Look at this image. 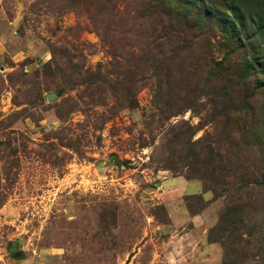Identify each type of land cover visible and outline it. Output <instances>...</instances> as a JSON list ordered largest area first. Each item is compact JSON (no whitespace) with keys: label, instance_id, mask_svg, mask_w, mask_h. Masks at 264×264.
<instances>
[{"label":"rangeland","instance_id":"obj_1","mask_svg":"<svg viewBox=\"0 0 264 264\" xmlns=\"http://www.w3.org/2000/svg\"><path fill=\"white\" fill-rule=\"evenodd\" d=\"M197 10L0 0V264H264L261 150L210 102L242 54Z\"/></svg>","mask_w":264,"mask_h":264},{"label":"trees","instance_id":"obj_2","mask_svg":"<svg viewBox=\"0 0 264 264\" xmlns=\"http://www.w3.org/2000/svg\"><path fill=\"white\" fill-rule=\"evenodd\" d=\"M174 2L181 8H185L187 12L196 6L199 17L205 23H215L219 18L221 33L229 46L228 50L231 48L229 56L236 57L237 53L241 52L239 73H234L230 69L227 71L230 72L231 77L238 79L235 85L242 93L234 99L224 94L228 88L223 86L211 95L210 102L213 105L221 102V114L227 119L225 125L231 124L234 127L240 125L236 131L243 132V135L248 133L249 140L246 139V146L251 150L255 148L261 150V160L264 162V0H174ZM176 50L173 48L169 52L175 53ZM158 54L160 57L152 56V58L155 57L156 68L160 71L165 70V76L169 81L172 78L171 66L176 57L173 54L169 57L164 53ZM221 70L224 71L220 66L211 69L208 82H212V78L217 77ZM192 88L189 85L185 89L188 100L192 99L193 94L199 93V90L194 91ZM222 95L226 97L222 101H217ZM159 102L164 106L165 111L169 110L168 101H156L158 104ZM213 107L217 109V106ZM238 113L243 115L236 116L233 121H230ZM259 185H264V173H247L240 177L237 191ZM241 220L242 218L233 223L237 225Z\"/></svg>","mask_w":264,"mask_h":264},{"label":"water","instance_id":"obj_3","mask_svg":"<svg viewBox=\"0 0 264 264\" xmlns=\"http://www.w3.org/2000/svg\"><path fill=\"white\" fill-rule=\"evenodd\" d=\"M56 98V94L52 93L46 96L48 102H52Z\"/></svg>","mask_w":264,"mask_h":264},{"label":"crops","instance_id":"obj_4","mask_svg":"<svg viewBox=\"0 0 264 264\" xmlns=\"http://www.w3.org/2000/svg\"><path fill=\"white\" fill-rule=\"evenodd\" d=\"M4 46L0 44V56L4 53Z\"/></svg>","mask_w":264,"mask_h":264}]
</instances>
